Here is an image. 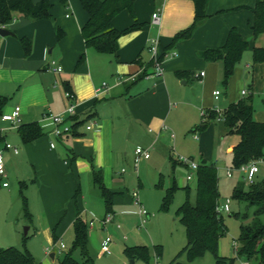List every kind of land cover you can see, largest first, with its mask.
I'll return each mask as SVG.
<instances>
[{
	"label": "crops",
	"instance_id": "1",
	"mask_svg": "<svg viewBox=\"0 0 264 264\" xmlns=\"http://www.w3.org/2000/svg\"><path fill=\"white\" fill-rule=\"evenodd\" d=\"M39 1L33 0L34 3ZM256 1L208 0V17L189 39L172 44L175 34L192 24L195 14L194 2L134 0L132 13L123 10L111 21L112 27L117 31L129 28L134 22L141 24L140 28L118 39L116 57L101 55L85 48L81 28L88 15L79 0L80 8L74 0H48L51 5L50 18L30 21L17 14L9 25L4 26L3 28L13 35L0 38V115L11 113L15 107H19L20 125L34 123L40 128L42 136L25 144L18 128L9 129L10 124L0 121V152L5 169V175L0 177V246L14 247L10 245L11 236L18 229L19 218L14 220L15 216L11 214L17 208L15 198L18 197L21 201V193L24 195L28 188L26 180H31L36 189L34 193L28 191L29 195L33 193L28 197V202L24 195L27 211H31L33 219L29 212L30 220L24 217L22 201L21 219L36 224L34 233L53 229L56 238H65L73 229L76 218L79 217L85 222L83 216H88L85 222L88 230L93 229L98 222L101 231L107 232V226L103 228L100 223L107 214L100 190L93 185L92 171L101 173L103 186L113 194V207L116 194H122L123 190L122 186L114 182V176L124 177L126 172H115L114 117L111 113H116L112 111V107L118 105V101H123L121 105L128 108L134 123L140 126L159 125L171 115L175 107L176 101L173 100L179 96L174 95V89H179V82L185 86L196 80L200 84L204 82L205 87L212 89L209 105L212 98L219 100L222 93L218 91L220 94L215 99L213 88L223 73L222 61H206L200 57V53L222 47L231 28H236L242 39H249L247 42L250 43L251 56L253 48H264L257 46L250 30L252 9ZM157 11L160 14V23L154 25L151 17ZM20 38L31 40V50L28 54H25ZM152 41L158 42L157 60L161 63L163 71L159 77L145 78V75L154 71V58L150 52ZM82 54L84 61L77 66ZM52 62H55L54 67L62 69L60 73L52 72ZM254 65L256 64L252 63L251 68ZM249 69L248 63L237 64L230 85L234 82L241 85L242 79L247 80L250 75L253 76L254 72ZM176 72H189L192 75L178 76ZM108 73L114 76L110 84L103 80ZM200 73H203V76H200ZM133 76H136L135 80H130ZM105 82L108 91L100 98L94 99V90ZM65 92L74 97V117L79 121L85 120L86 125L84 129H81L84 123L80 125L74 134L56 137L53 134L54 125L46 117L49 114L64 113L67 107ZM242 92L244 91L233 95L228 87H225L223 94L228 102L227 108L247 95ZM211 106L213 108V105H210V108ZM210 108L204 106L202 110L206 113L216 110ZM219 115L220 119L209 122L207 128L218 120L223 123L222 115ZM253 118L256 122L264 123L261 119L254 116ZM91 122L96 126L87 130L86 126ZM71 123L73 125V121ZM163 127L161 130H164ZM148 132L151 133V130ZM155 141H158V138L153 142ZM4 143L13 144L19 152L14 154L11 150H4ZM51 144L53 148H50ZM84 177H90L93 187L98 190L103 203V214L91 208L86 195L88 191L81 193V179ZM9 179L18 182L17 191L13 189ZM4 183H7L6 187L3 186ZM131 199L132 204L133 194ZM112 210L111 208L110 214L114 220L110 225L119 229L120 225L116 223L117 215ZM136 211L128 215L137 216ZM95 219L97 220L94 221ZM91 221H94V224L89 227ZM42 226L45 227L41 228ZM65 248L60 246L58 253ZM88 250L94 257L89 245ZM46 252L49 258L50 254H53L50 259L55 262V250L46 249Z\"/></svg>",
	"mask_w": 264,
	"mask_h": 264
},
{
	"label": "rangeland",
	"instance_id": "2",
	"mask_svg": "<svg viewBox=\"0 0 264 264\" xmlns=\"http://www.w3.org/2000/svg\"><path fill=\"white\" fill-rule=\"evenodd\" d=\"M74 1L78 3V0ZM254 41L257 46L264 47V34L259 35ZM239 63H248L250 65L249 70L254 72L253 76L250 75L247 80L242 79L241 85L236 82L230 85L229 82L234 76V72L226 84L223 82V73L220 74L213 90L219 91L222 95L219 96L217 101L212 98L210 105H213V108L212 106L210 108L208 103L212 89L209 86L205 87L204 82L200 84L198 80L185 86L179 82V89H174V95L179 96L173 100L176 101L175 107L172 109L171 115L159 125L140 126L134 123L128 108L121 105L123 101H118V105L112 107V111L116 113H111L114 117L115 172L118 173L122 169L126 172L124 177L114 176V182L123 188L122 194H116L115 204L112 207V212L117 215L116 223L118 222L120 228L116 229L109 225L106 228L108 231L102 232L100 224L96 222L95 227L88 230V245L93 251L94 257L90 255L93 264H169L179 254L178 262L180 263L215 264L210 253H206L201 258L193 261H189L186 253H182L187 244V238L177 210L185 201H188L191 205L195 204L197 183L195 178L187 181V169L183 165L174 163L179 157L190 159L197 165H213L216 168L220 194L219 203L222 205L226 199L230 200V212L222 214L226 234L219 241L218 255L228 258L234 256L233 243L238 244L240 226L246 227L254 219L253 208H248L245 203L238 204L231 200L233 187L244 183L243 174L232 166V157L229 152V148L235 146L239 138L236 134L230 133L229 129L220 120L211 123L205 131L196 130L194 132L193 129L201 124L202 113H206L205 110H202L204 106H208L210 109L216 108L217 110L212 111L215 115L212 119L207 118L206 123L218 119L219 113L222 115L225 112L228 105L223 94L226 86L233 95L241 90L244 91L247 94L244 98H251L253 116L264 121V64H256L251 68L253 61L250 43H248V48L243 53ZM113 78V74L108 73L103 80L110 84ZM117 90L115 89V91ZM209 112L205 114V117L208 116ZM85 125L86 123L81 126V129H84ZM162 126H164V130H161ZM148 130H151V133ZM156 138H158V141L153 142ZM10 145L13 146V144ZM58 147L61 150L59 145ZM137 147L149 150L150 158L140 161L135 166L134 151ZM228 169L231 172V177L226 176ZM263 178L264 164L261 163L255 182ZM9 181L12 183L13 189L17 191L18 182L15 179H9ZM25 182L28 188L25 190L24 195L28 202V197L30 198L36 189H34L31 180ZM173 185L176 186V190L173 193L171 202L166 209L161 208L166 191ZM244 187L247 188V184L244 183ZM80 188L81 193L88 191L86 195L89 203H91V208L96 209L97 213L103 214L101 210L103 208L102 199L98 190L93 187L91 178H82ZM28 191L34 192L29 195ZM134 192L138 193L139 201L147 212L143 224L137 216L128 215V213L137 210L135 204L133 202L131 204V196ZM15 200L17 208L11 216H15L14 220L18 217L19 221L17 231L13 232L11 236L10 245L19 250L27 249L42 264H57V261L61 260L72 247L73 229L69 232V236L65 238L58 236L60 239L55 237L53 229L36 234L34 233V229L37 227L36 224L21 219L23 216L21 201L18 197ZM28 212L33 219L29 209ZM232 214H237V216ZM83 219L87 222L88 216H83ZM29 227L31 228L27 231L28 237L24 244L21 234H24V229ZM107 236L112 240L110 245L111 255L109 256L103 254L100 250V244ZM61 244L66 248L61 249L58 253ZM136 245L147 248L149 260L147 263L139 257L132 258L126 254L127 247ZM157 246H160L158 257L154 249ZM5 247L0 246V249ZM46 249L55 250L57 255L55 262L51 261ZM74 257L81 261L79 252H74ZM240 263L238 261L236 264Z\"/></svg>",
	"mask_w": 264,
	"mask_h": 264
},
{
	"label": "trees",
	"instance_id": "3",
	"mask_svg": "<svg viewBox=\"0 0 264 264\" xmlns=\"http://www.w3.org/2000/svg\"><path fill=\"white\" fill-rule=\"evenodd\" d=\"M133 1L79 0L82 9L88 15L86 23L81 28L85 48L101 55L116 57L118 39L128 32L140 28L141 24L134 22L129 28L117 31L112 27L111 21L123 10L132 13ZM192 1L194 2L195 11L194 20L187 29L175 34L172 44L189 39L208 17L206 14L208 0ZM50 9L51 5L48 0H40L37 3H34L33 0H0V27L9 25L17 14L30 21L48 19L50 18ZM252 14L253 20L250 24V30L253 39H256L259 35L264 34V0L256 1ZM19 40L25 54H28L31 50V40L27 38H20ZM247 48L248 42L241 38L236 28H231L222 47L207 49L200 53V57L206 61H222L223 82L226 84ZM161 59L162 57H160ZM83 61L84 54L80 56L77 66ZM252 61L255 64L264 63V48H253ZM176 74L178 76L192 75L189 72H176ZM253 113L251 98H243L231 104L222 114L225 127L229 129L230 133L236 134L239 138L237 144L230 151L232 166L235 169L264 157V123L256 122ZM214 115L212 111L209 112L207 117L202 115L201 124L193 131H204L208 125L206 119H212ZM72 121L71 133L74 134L85 120L79 121L73 117ZM18 131L25 144L31 143L42 136L40 128L34 123L20 125ZM174 163L183 165L178 161ZM183 166L187 169L185 165ZM194 177L197 183L195 204L191 205L188 201H185L177 210L187 238V244L182 253H186L189 261L210 253L215 264H236L238 261H246L249 264H264V178L247 188L244 187V183H240L232 189L231 200L238 204L245 203L248 208H253L254 219L250 225L240 226L236 252L233 257L228 258L218 255L219 241L226 234V226L222 214L216 211V207L220 205L217 170L213 165H198ZM92 180L93 185L100 190L106 214H110L113 194L103 186L99 171H92ZM175 190L176 186L173 185L166 191L161 208L166 209L168 207ZM75 198L76 194L73 198L74 203ZM21 199L23 215L30 220L27 202L22 193ZM232 215L237 216V214ZM73 233L72 247L61 260H58V264H93V259L88 250V227L79 217L73 223ZM27 237V235L23 236L24 244ZM154 249L158 257L160 246L154 247ZM74 252H79L81 261L74 257ZM125 252L129 257H139L146 263L149 261L148 250L144 246L127 247ZM179 257L180 254L169 264H184L178 262ZM0 264L42 263L36 261L27 249L19 250L15 247H9L0 249Z\"/></svg>",
	"mask_w": 264,
	"mask_h": 264
},
{
	"label": "built area",
	"instance_id": "4",
	"mask_svg": "<svg viewBox=\"0 0 264 264\" xmlns=\"http://www.w3.org/2000/svg\"><path fill=\"white\" fill-rule=\"evenodd\" d=\"M151 22L154 25H159L160 14L158 11L154 12L152 14ZM157 47H158V42L152 41L150 52L154 58V71L152 74L145 75L144 76L145 78L159 77L162 75L163 69H162L161 63L158 62V60H157ZM54 65H55V62H52L51 63L52 72H54L56 74L60 73L62 71V69L60 67H54ZM200 76H203V73H200ZM135 77L136 76H133L130 80H135ZM107 91H108V86L106 85V83H102L100 87H98L94 90V92H93L94 99L100 98ZM244 93L245 92H242V94H244ZM219 94L220 93L218 91L213 92L215 99L218 98ZM64 98L67 101V107H66L64 113H62V114H49L48 117H46V119H48L54 125L53 134L56 137H61L62 135L70 134L72 131V123L71 122H72V118L75 116L76 104L74 103V97L71 93L65 92ZM202 115H205L204 112L202 113ZM218 118L220 119V115L218 116ZM0 121L10 124L9 129L18 128L20 126V108L15 107L11 113L1 114L0 115ZM95 126H96V124L94 122H91L88 126H86V129L91 130ZM53 147H54L53 144H51L50 148H53ZM4 150H11L14 154L18 153V150L8 143H4ZM134 155H135V158H134L135 166L141 160H147L150 158L149 151L142 149L140 147H137L135 149ZM177 161L187 167L188 174H187L186 180L187 181L192 180L193 174L196 172L198 165L193 163V161H191L190 159H183L180 157L178 158ZM261 163L264 164V157L259 159V160L251 161L248 164L241 165L238 168V170L243 174L242 179H243V182L245 184H247V186H251L255 183L256 174L259 172V164H261ZM123 172H124V170H122V173ZM4 175H5L4 162H3L2 154L0 152V177H3ZM226 176L231 177V172L229 169L226 171ZM3 186L6 187L7 183H4ZM133 200H134V204L137 206L136 215L138 216L140 222L143 224V223H145V219L147 217V212L144 210V208L140 204L137 192L133 193ZM229 204H230V200L226 199L222 205H218L216 207V211L219 214L229 213L230 212ZM96 220L97 219H95L94 221H96ZM113 220H114L113 216L111 214H107L106 216H104L100 220V223L103 226V228H106V226L113 223ZM94 221H91L89 223V227L93 226ZM116 227L119 228V225H117ZM111 243H112V240L109 236L105 237L102 240V242L100 244V250L103 254H105V255L110 254ZM61 247L62 248L64 247L63 244H61ZM233 247H234L233 249H234V253H235L236 247H237L235 242L233 243ZM240 262H241L240 264H249L246 261H240Z\"/></svg>",
	"mask_w": 264,
	"mask_h": 264
},
{
	"label": "water",
	"instance_id": "5",
	"mask_svg": "<svg viewBox=\"0 0 264 264\" xmlns=\"http://www.w3.org/2000/svg\"><path fill=\"white\" fill-rule=\"evenodd\" d=\"M8 35H13V33L10 32V31H8V30H6V29L3 28V27H1V28H0V38H1V37H5V36H8ZM247 41H249V39H247ZM27 230H28V228H25V229H24V235L27 234ZM50 258H53V254H50Z\"/></svg>",
	"mask_w": 264,
	"mask_h": 264
}]
</instances>
